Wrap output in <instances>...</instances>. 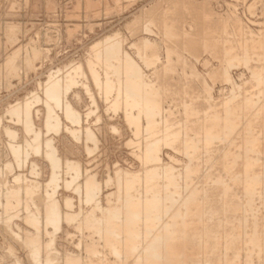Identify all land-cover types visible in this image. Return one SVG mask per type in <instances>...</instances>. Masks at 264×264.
Here are the masks:
<instances>
[{"label": "rangeland", "instance_id": "rangeland-1", "mask_svg": "<svg viewBox=\"0 0 264 264\" xmlns=\"http://www.w3.org/2000/svg\"><path fill=\"white\" fill-rule=\"evenodd\" d=\"M5 35L12 56L0 65V264H264V0H0V42ZM183 188L197 200L183 205ZM165 224L177 231L167 248ZM150 225L168 235H152ZM147 227L149 243L161 237V252L149 244L158 259L141 241ZM183 233L201 237L193 246Z\"/></svg>", "mask_w": 264, "mask_h": 264}, {"label": "bare ground", "instance_id": "bare-ground-1", "mask_svg": "<svg viewBox=\"0 0 264 264\" xmlns=\"http://www.w3.org/2000/svg\"><path fill=\"white\" fill-rule=\"evenodd\" d=\"M187 45H188V44H187ZM250 46H251V45H250ZM252 46H253V45H252ZM252 46H251V47H252ZM258 49H259V48H258ZM257 56H258V55H257ZM227 59H228V58H227ZM247 61H248V60H247ZM260 61H261V60H260ZM126 62H127V61H126ZM108 66H109V65H108ZM261 69H262V68H261ZM223 70H224V69H223ZM60 78H61V77H60ZM252 79H253V78H252ZM56 82H57V81H56ZM141 82H142V81H141ZM130 83H131V82H130ZM256 83H257V82H256ZM58 86H59V85H58ZM62 86H63V85H62ZM258 87H259V86H258ZM63 88H64V86H63ZM137 88H138V87H137ZM134 93H135V92H134ZM143 100H144V99H143ZM255 101H256V100H255ZM240 103H241V102H240ZM242 103H243V102H242ZM236 104H237V103H236ZM256 104H257V103H256ZM29 105H30V104H29ZM20 106H21V105H20ZM20 106H19V107H20ZM23 106H26V104L23 105ZM239 106H240V105H239ZM67 107H68V106H67ZM150 107H151V106H150ZM15 108H16V107H15ZM17 108H18V106H17ZM64 108H65V107H64ZM254 108H255V107H254ZM258 108H259V107H258ZM66 109H67V108H66ZM66 109H65V110H66ZM256 109H257V108H256ZM259 109H260V108H259ZM18 110H19V108H18ZM70 110H71V109H70ZM70 110H69V111H70ZM252 110H253V109H252ZM260 110H261V109H260ZM260 110H259V111H260ZM23 111H24V110H23ZM25 111H27V110L25 109ZM25 111H24V112H25ZM66 111H67V110H66ZM192 111H195V109H193ZM20 112H21V111H20ZM24 112H23V113H24ZM201 112H202V111H201ZM262 112H263V111H262ZM17 113H18V112H16V114H17ZM25 113H26V112H25ZM194 113H195V112H194ZM259 113H260V112H258V114H259ZM70 114H71V113H70ZM73 114H74V113H73ZM28 115H29V114H28ZM259 115H260V114H259ZM73 116H74V115H73ZM256 116H257V115H256ZM257 117H258V116H257ZM262 117H263V116H262ZM213 118H214V117H213ZM218 118H219V117H218ZM253 118H254V117H253ZM16 119H17V118H16ZM27 119H28V118H27ZM27 119H26V121H27ZM72 119H74V118H72ZM232 119H233V118H232ZM28 120H29V119H28ZM55 120H56V119H55ZM75 120H76V119H75ZM243 120H244V119H243ZM18 121H19V120H18ZM24 121H25V120H24ZM77 121H78V120H77ZM210 122H212V121H210ZM50 124H51V123H50ZM28 125H29V124H28ZM30 125H31V124H30ZM30 125H29V126H30ZM25 126H26V125H25ZM47 126H49V125L47 124ZM50 126H51V125H50ZM216 126H217V125H216ZM45 127H46V126H45ZM27 130H28V129H27ZM211 130H212V129H211ZM213 130H214V129H213ZM255 131H256V130H255ZM91 132H92V131H91ZM30 133H31V132H30ZM231 133H232V132H231ZM34 134H35V133H34ZM89 134H90V133H89ZM225 135H226V134H225ZM89 136H90V135H89ZM89 136H88V137H89ZM139 136H140V135H139ZM195 136H196V135H195ZM223 136H224V135H223ZM91 137H92V136H91ZM86 138H87V137H86ZM93 139H96V138H93ZM156 140H157V139H156ZM93 141H95V140H93ZM51 142H52V141H51ZM250 143H252V142H250ZM39 145H40V144H39ZM46 145H47V144H46ZM51 145H52V144H51ZM150 145H151V142H150ZM12 146H13V145H12ZM190 146H191V145H190ZM256 146H257V145H256ZM47 147H48V146H47ZM152 147H154V146H152ZM19 149H20V148H19ZM52 149H53V148H52ZM153 149H154V148H153ZM39 150H40V148H39ZM53 150H54V149H53ZM89 150H90V149H89ZM147 150H148V148H147ZM150 150L152 151V148H151ZM244 150H245V149H244ZM55 152H56V151H55ZM152 152H153V151H152ZM154 152H155V151H154ZM228 152H229V151H228ZM147 153H148V152H147ZM183 154H184V153H183ZM223 154H224V153H223ZM54 155H55V154H54ZM245 155H247V154H245ZM47 156H49V155H47ZM50 156H51V154H50ZM150 157L153 158V157H152V154L150 155ZM156 157H157V156H156ZM156 157H155V158H156ZM242 157H243V156H242ZM247 157L250 159L252 156L249 157V156L247 155ZM221 158H222V157H221ZM253 158H254V157H253ZM53 159H54V158H53ZM148 159H149V158H148ZM156 159H157V158H156ZM222 159H223V158H222ZM233 159H234V158H233ZM236 159H237V158H236ZM246 159H247V158H246ZM244 160H245V158H244ZM247 160H248V159H247ZM235 161H236V160H235ZM237 161H238V160H237ZM258 161H259V160H258ZM59 162H60V160H59ZM233 162H234V161H233ZM246 162H247V161H246ZM256 162H257V160H256ZM21 163H22V161H21ZM55 163H56V162H55ZM229 163H230V162H229ZM235 163H236V162H235ZM238 163H239V162H238ZM241 163H242V162H241ZM241 163H240V165H241ZM243 163H245V162L243 161ZM252 163H254V162H252ZM32 164H33V163H32ZM58 164H59V163H58ZM72 164H73V163H72ZM76 164H77V163H76ZM226 164H227V162H226ZM250 164H251V163H250ZM156 165H157V164H156ZM189 165H190V164H189ZM227 165H228V167H229V164H227ZM227 165H226V167H227ZM234 165H235V164H234ZM234 165L232 166V168H231V166H230V168H227V169H232V170H233V168H237V167L241 168V167H240L239 165H237V164H236L237 166H235V167H234ZM248 165H249V161H248L246 167H247ZM253 165H254V164H253ZM253 165H251V166H253ZM256 165H257V164H256ZM36 166H37V165H36ZM163 166H164V165H163ZM244 166H245V165H244ZM158 167H159V165H158ZM160 167H161V166H160ZM248 167H249V166H248ZM255 167H256V166H255ZM255 167H254V168H255ZM260 167H261V165H260ZM58 168H59V167H58ZM73 168H74V167H73ZM151 168H152V167H151ZM161 168H163V167H161ZM192 168H194V166H193ZM243 168H244V167H243ZM68 169H70V168H68ZM154 169H155V167H154ZM158 169H159V168H158ZM246 169L248 170L249 168H246ZM250 169H252V168H250ZM256 169H257V168H256ZM74 170H75V169H74ZM80 170H81V168H80ZM156 170H157V169H156ZM166 170H167V169H166ZM187 170H188V169H187ZM239 170H240V169H239ZM157 171H158V170H157ZM193 171H194V170H193ZM193 171H192V173H193ZM236 171H238V170H236ZM240 171H242V170H240ZM240 171H239V172H240ZM249 171H250V170H249ZM249 171H248V172H249ZM74 172H75V171H74ZM140 172H141V171H140ZM187 172H188V171H187ZM187 172H186V173H187ZM206 172H207V171H206ZM227 172L231 173L230 170L227 171ZM243 172H244V171H243ZM245 172L247 173V171H245ZM256 172H259V171L256 170ZM130 173H131V172H130ZM147 173H148V171H147ZM189 173H190V171H189ZM210 173H211V172H210ZM235 173H236V172H235ZM250 173H251V171H250ZM254 173H255V172H254ZM263 173H264V171H263ZM128 174H129V173H128ZM148 174H149V173H148ZM153 174L156 175L155 173H153ZM168 174H169V173H168ZM194 174H195V173H194ZM198 174H199V173H198ZM211 174H212V173H211ZM226 174H228V173H226ZM226 174H225V175H226ZM240 174H241V173H239V176H241V175L244 174V173H242L241 175H240ZM247 174H248V173H247ZM255 174H256V173H255ZM255 174H254V175H255ZM261 174H262V173H261ZM57 175H58V174H57ZM57 175H56V176H57ZM76 175H77V174H76ZM79 175H80V174H79ZM126 175H127V174H126ZM170 175H171V173H170ZM212 175H213V174H212ZM219 175H220V174H219ZM230 175L235 176V175H234V170L232 171V174H230ZM230 175H229V176H230ZM237 175H238V174H237ZM254 175H253V177H255ZM262 175H263V174H262ZM262 175H259V176H262ZM74 176H75V175H74ZM148 176H149V175H148ZM148 176H146V177L148 178ZM168 176H169V175H168ZM172 176H173V175H172ZM178 176H179V175H178ZM192 176H193V175H192ZM205 176H206V175H205ZM209 176H210V174H209ZM227 176H228V175H227ZM239 176H238V177H239ZM242 176H243V175H242ZM249 176H250V175H249ZM257 176H258V175H257ZM19 177H20V176H19ZM75 177H76V176H75ZM170 177H171V176H170ZM215 177H216V176H215ZM220 177H221V176H220ZM250 177H252V176H250ZM136 178H137V177H136ZM168 178H169V177H168ZM173 178H174V176H173ZM177 178H180V177H177ZM186 178H189V177H186ZM191 178H192V177H191ZM223 178H224V177H223ZM244 178H245V177H244ZM244 178L242 177V179H241V177H240L241 182H242V180H243ZM263 178H264V177H263ZM74 179H75V178H74ZM74 179H73V180H74ZM89 179H91V178H89ZM93 179H96V178H93ZM180 179H181V178H180ZM180 179H179L178 181H181ZM189 179H190V178H189ZM194 179H195V178H194ZM217 179H218V178H217ZM220 179L223 180L222 177H221ZM230 179H231V178H230ZM234 179H235V181H233ZM234 179L232 178V182L235 183L237 179H236V177H235ZM246 179H247V178H246ZM249 179H250V178H249ZM252 179H253V178H252ZM87 180H88V179H87ZM127 180H128V179H127ZM154 180H155V179H154ZM166 180H167V179H166ZM173 180H174V179H173ZM207 180H208V179H207ZM224 180H225V179H224ZM247 180H248V179H247ZM247 180H246V181H247ZM263 180H264V179H263ZM263 180H261V181L263 182ZM75 181H76V180H75ZM94 181H96V180H94ZM143 181H144V180H143ZM168 181H169V180H168ZM191 181H192V180H191ZM208 181H209V180H208ZM69 182H70V181H69ZM130 182H131V180H130ZM185 182H186V181H185ZM248 182H249V181H248ZM248 182H247V183H248ZM250 182L252 183V181H250ZM262 182H261V183H262ZM87 183H88V182H86V184H87ZM128 183H129V180H128ZM134 183H136V181H135ZM204 183H205V182H204ZM217 183H218V182H217ZM221 183H222V182H221ZM242 183H243V182H242ZM242 183H241V184H242ZM251 183H250V184H251ZM170 184H171V183H170ZM170 184H169V185H170ZM189 184H190V183H189ZM191 184H192V182H191ZM225 184H227L226 181H225ZM230 184H231V183H230ZM236 184H238V183H236ZM241 184H240V185H241ZM243 184H244V183H243ZM250 184L248 183V185H250ZM90 185H91V184H90ZM93 185H94V184H93ZM93 185L91 186V187H92L91 189H93V187H94ZM137 185H138V184H137ZM179 185H180V184H179ZM185 185H187V183H186ZM185 185H184V187H185ZM193 185H194V184H193ZM193 185H192V186H193ZM205 185H206V184H205ZM220 185H221V184H220ZM227 185L230 186L229 184H227ZM232 185H234V184L232 183ZM256 185H257V184H256ZM190 186H191V185H190ZM209 186H210V185H209ZM218 186H219V185H218ZM228 186H226V187H228ZM234 186H235V185H234ZM234 186H232V187H234ZM237 186H239V185H237ZM245 186H246V185H245ZM89 187H90V186H89ZM147 187H148V185H147ZM187 187H189V185H188ZM187 187H185V188L187 189ZM203 187H204V186H203ZM203 187H202V189H203ZM230 187H231V186H230ZM230 187H229V188H230ZM235 187H236V186H235ZM235 187H234V188H235ZM239 187H241V186H239ZM255 187H256V186H255ZM76 188H77V187H76ZM148 188H149V187H148ZM180 188H181V187H180ZM185 188H183V191L186 190ZM190 188H191V187H190ZM190 188H188V189H190ZM198 188H199V187H198ZM206 188H208V187H206ZM212 188H213V187H212ZM221 188H222V187H221ZM234 188H233V189H234ZM262 188H263V186H262ZM85 189H86V188H85ZM184 189H185V190H184ZM188 189H187V190H188ZM213 189H214V188H213ZM216 189H217V188H216ZM241 189H242V188H241ZM252 189H253V188H252ZM260 189H261V188H260ZM94 190H95V189H94ZM94 190H93V191H94ZM176 190H177V189H176ZM194 190H195V192H197L196 189H194ZM219 190H220V189H219ZM222 190H223V189H222ZM238 190H239V189H238ZM180 191H181V189H180ZM180 191H179V192H180ZM203 191H204V190H203ZM212 191H213V190H212ZM235 191H237L236 188H235ZM240 191H242V190H240ZM246 191H247V189H246ZM249 191H251V190L249 189ZM252 191H256V190H252ZM257 191H258V190H257ZM260 191H261V190H260ZM167 192H168V191H167ZM177 192H178V191H177ZM31 193H32V192H31ZM162 193H163V192H162ZM181 193H182V192H181ZM188 193H189V191H188ZM191 193H192V192H191ZM193 193H194V192H193ZM217 193H218V192H217ZM227 193H228V192H227ZM238 193H239V191H238ZM242 193H244V192H242ZM258 193H259V192H257L256 194H258ZM261 193H262V192H261ZM87 194H88V193H87ZM165 194L167 195V194H169V193H166V192H165ZM165 194H163V195H165ZM171 194H172V193H171ZM183 194H184V193H183ZM183 194H182V195H183ZM185 194H186V191H185ZM185 194H184V195H185ZM194 194H195V193H194ZM194 194H193V196H194ZM197 194H198V193H197ZM208 194H209V193H208ZM235 194H237V193H235ZM259 194H260V193H259ZM263 194H264V188H263ZM163 195H161L162 198L160 197V200L162 199V202L164 201V199H163L164 196H163ZM166 195H165V196H166ZM172 195H173V194H172ZM172 195H171V196H172ZM179 195H180V194H179ZM179 195H178V196H179ZM187 195H188V197H189L188 199H187V197H186ZM189 195H190V194H186L185 197L182 196V198H183V200H182V201H183V205H184V201H185L184 198L186 199V204H188V202L190 203V202H192V201H195V200H190V201H188L189 199H194V198H195V199L197 200V198H198V196H199V195H198L197 198H196V197H194V198H190L191 195H190V196H189ZM225 195H226V194H225ZM225 195H224V196H225ZM227 195H228V194H227ZM229 195H230V194H229ZM231 195H232V193H231ZM231 195H230V196H231ZM254 195H255V192H254ZM143 196H144V195H143ZM173 196H175V195H173ZM193 196H191V197H193ZM195 196H196V195H195ZM214 196H215V195H214ZM224 196H223V198H224ZM233 196H234V195H233ZM237 196L239 197L238 194H237ZM237 196H236V197H237ZM257 196H258V195H257ZM263 196H264V195H263ZM151 197H152V196H151ZM167 197H169V196H167ZM175 197H176V196H175ZM179 197H181V196H179ZM207 197H208V196H207ZM217 197H218V195H217ZM238 197H237V198H238ZM246 197H247V195H246ZM248 197H250V192H249V196H248ZM118 198H119V197H118ZM124 198H125V197H124ZM164 198H165V197H164ZM209 198H210V197H209ZM225 198H226V196H225ZM243 198H245V197L243 196ZM257 198H258V197H257ZM257 198H256V199H257ZM263 198H264V197H263ZM116 199H117V198H116ZM119 199H120V198H119ZM135 199H136V198H135ZM139 199H140V198H139ZM141 199H142V198H141ZM148 199H150V196H149ZM152 199L157 200V199H155V196H153ZM152 199H150V201L153 202ZM166 199H168V198H166ZM171 199H173V197H172ZM171 199H170V200H171ZM174 199H175V198H174ZM179 199H180V198H176L177 201H181V199H180V200H179ZM212 199H213V198H212ZM218 199H219V198H218ZM232 199H233V197H232ZM234 199H235V201H236V198H234ZM238 199L240 200L241 198L239 197ZM246 199H247V198H245V202H246ZM249 199H250V198H249ZM261 199H262V197L260 198V200H261ZM160 200H159V201H160ZM176 200H175V202H176ZM198 200H200V198H199ZM201 200H202V199H201ZM239 200H238V201H239ZM243 200H244V199H243ZM243 200H241V201L244 203ZM254 200H255V199H254ZM131 201H132V200H131ZM139 201H140V200H139ZM148 201H149V200H148ZM159 201H158V202H159ZM165 201H166V200H165ZM168 201H169V200H168ZM171 201H172V200H171ZM171 201H170V202H171ZM187 201H188V202H187ZM233 201H234V200H233ZM235 201H234V202H235ZM241 201H240V202H241ZM248 201H249V200H248ZM252 201H253V200H252ZM252 201H251V202H252ZM69 202H70V201H69ZM129 202H130V201H128V203L126 204V205H128V207H129ZM137 202H138V201H137ZM152 202H151V203H152ZM154 202H155V201H154ZM154 202L152 203V205H154ZM156 202H157V201H156ZM197 202H199V201H197ZM197 202H196V203H197ZM240 202H239V203H240ZM263 202H264V199H263ZM142 203H143V202H142ZM163 203H165V202H163ZM163 203H161V204H163ZM180 203H181V202H180ZM196 203H195V204H196ZM199 203H200V202H199ZM231 203H232V201H231ZM243 203H242V204H243ZM253 203H254V202H253ZM261 203H262V202H261ZM58 204H59V203H58ZM122 204H123V203H122ZM131 204H132V203H131ZM138 204H140V202H139ZM138 204H137V205H138ZM149 204H150V202H149ZM155 204H156V203H155ZM159 204H160V203H158L157 205L159 206ZM161 204H160V205H161ZM167 204H168V203H167ZM177 204H178V203H177ZM215 204H216V203H215ZM219 204H220V203H219ZM225 204L227 205V203H224V205H222V207H223V206L225 207ZM237 204H238V203H237ZM244 204H245V203H244ZM124 205H125V204H124ZM133 205H134V202H133ZM135 205H136V204H135ZM135 205H134V206H135ZM141 205H142V206H141ZM165 205H166V204H165ZM183 205H181V206H183ZM189 205H191L190 207L192 208V205H193V204L191 203V204H189ZM200 205H201V204H200ZM200 205H199V206H200ZM234 205H235V203H234ZM246 205H247V204H246ZM252 205H253V204H252ZM252 205H251V206H252ZM134 206H133V207H134ZM140 206H141L142 209H144L143 204H140ZM147 206H148V203H147ZM150 206H151V205H150ZM162 206H163V205H162ZM166 206H167V205H166ZM171 206L173 207V201H172V205H171ZM186 206H187V205H186ZM186 206H184V207L187 209ZM196 206H197V204H196ZM214 206L216 207V205H214ZM241 206H242V205H241ZM243 206H244V205H243ZM263 206H264V205H263ZM135 207H136V206H135ZM135 207H134V208H135ZM159 207H160V206H159ZM172 207H170V210H171ZM178 207H179V206H178ZM184 207H183V208H184ZM188 207H189V206H188ZM190 207H189V212H190V209H191ZM197 207H198V206H197ZM197 207H196V208H197ZM219 207H220V206H219ZM224 207H223V208H224ZM248 207H249V206H248ZM130 208H131V205H130ZM137 208H138V207H137ZM141 208H140V210H141ZM145 208H146V207H145ZM148 208H149V206H148ZM148 208H146L147 211H148ZM153 208H154V206H153L152 208L150 207L149 210H151V209H153ZM156 208H157V206H156ZM156 208H154V210H155ZM163 208H164V207H163ZM185 208H184L183 211L186 210ZM196 208L194 207L193 209L195 210ZM200 208H201V207H200ZM238 208L240 209V207H238ZM54 209H57V206H55ZM113 209H114V208H113ZM131 209H132V208H131ZM131 209H130V210H131ZM164 209H166V207H165ZM197 209H198V208H197ZM225 209H226V208H225ZM242 209H243V208H242ZM58 210H59V209H58ZM127 210H128V209H127ZM136 210H137V209H136ZM138 210H139V209H138ZM140 210H139V211H140ZM166 210L169 211V208L167 207ZM191 210H192V209H191ZM198 210H199V209H198ZM244 210H245V209H244ZM248 210H249V209H248ZM114 211H115V210H114ZM132 211H133V209H132ZM144 211H145V210H144ZM144 211H143V212H144ZM147 211H145V212H147ZM151 211H152V210H151ZM181 211H182V210H181ZM186 211L188 212V210H186ZM210 211H211V210H210ZM218 211H219V210H218ZM233 211H234V210H233ZM233 211H232V213H233ZM238 211H239V210L237 209V212H238ZM240 211H241V209H240ZM56 212H58V211L55 210V212H54L55 215H57ZM108 212H109V211H108ZM108 212H107V213H108ZM127 212H128V211H127ZM133 212H134V211H133ZM140 212H142V211H140ZM140 212H139V213H140ZM149 212H150V211H149ZM153 212H154V211H153ZM158 212H159V211H158ZM163 212H164V214L167 213V211L165 212L164 210H163ZM208 212H209V211H208ZM228 212H229V211H228ZM112 213H113V212L111 211V216H110V217L113 216ZM150 213H151V212H150ZM155 213H156V212H155ZM159 213H161V212H159ZM168 213H170V212H168ZM176 213H177V212H176ZM176 213H175V216L178 214V213H177V214H176ZM182 213H184V212H182ZM185 213H186V212H185ZM190 213H191V212H190ZM190 213H189V214H190ZM205 213H206V212H205ZM205 213H203V214H205ZM232 213H231V214H232ZM234 213H235V212H234ZM234 213H233V214H234ZM243 213H244V212H243ZM129 214H131V211H130ZM133 214H134V213H133ZM133 214H132V215H133ZM135 214H136V213H135ZM145 214L148 215V213H145ZM151 214H152V213H151ZM151 214H150L149 216H151ZM179 214L181 215L180 212H179ZM195 214H196V213H195ZM199 214H201V213H199ZM222 214L224 215V212H223ZM227 214H228V213H227ZM227 214H226V218H227ZM236 214H238V213H236ZM55 215H54V216H55ZM109 215H110V214H109ZM136 215H137V214H136ZM162 215H163V214H162ZM166 215H167V214H166ZM183 215H184V214H183ZM190 215H191V214H190ZM190 215H189V218H190ZM34 216H35V215H34ZM52 216H53V215H52ZM59 216H60V215H59ZM140 216H141V214H140ZM142 216L144 217L143 214H142ZM149 216H148V217L145 216V217H146V218H151V217H152V216H151V217H149ZM158 216H159V215H158ZM158 216H157V218H155L156 215H155V217H154V215H153V217H154L155 219H158ZM163 216H164V215H163ZM163 216H161L160 218L162 219V218H165V217H166V216H164V217H163ZM171 216H172V215L170 214V218H171ZM201 216H202V215H201ZM201 216H200V217H201ZM218 216H219V215H218ZM238 216H239V214H238ZM240 216H243V214L240 213ZM68 217H69V216H68ZM108 217H109V216H108ZM130 217H131V215H130ZM132 217H133V216H132ZM132 217H131V219H132V220H135V222H138V221H136V219L138 220V218H140V217H138V216H136V217H138V218H136V219H135V218H132ZM143 217H142V219H143ZM181 217H182V216H181ZM183 217H184V216H183ZM186 217H188V216H187V213H186V215H185V219H186ZM194 217H195V216H194ZM194 217H193V218H194ZM229 217H230V216H228V218H229ZM34 218H35V217H34ZM55 218H56V217H55ZM59 218H60V217H59ZM174 218H175V217H174V215H173V220H174ZM178 218H179V215H178ZM201 218H202V217H201ZM224 218H225V217H224ZM224 218H223V219H224ZM235 218H238V220H239V217H236V215H235ZM56 219H57V218H56ZM104 219H105V218H104ZM110 219H111V218H110ZM112 219H113V222H114L115 219H114L113 217H112ZM112 219L109 220V221H112ZM151 219H152V218H151ZM207 219H208V218H207ZM223 219H222V220H223ZM53 220H54V219H53ZM61 220H62V219H61ZM122 220H123V219H122ZM132 220H131V222H129L130 224L134 222V221L132 222ZM152 220H154V219H152ZM158 220H159V219H158ZM175 220H177V219L175 218ZM182 220H184V219L182 218ZM186 220H187V219H186ZM201 220H202V219H201ZM219 220L221 221V219H219ZM226 220L228 221V219H226ZM241 220H242V219H241ZM241 220H239V223H240ZM243 220H244V219H243ZM243 220H242V221H243ZM36 221H37V220H36ZM47 221H48V220H47ZM109 221H108V222H109ZM140 221H141V220H140ZM235 221H236V220H235ZM56 222H57V221H56ZM56 222H55V223H56ZM100 222H101V221H100ZM100 222H99V223H100ZM122 222H123V221H122ZM143 222H144V221H143ZM153 222H154V221H153ZM174 222H175V221H174ZM174 222H173V223H174ZM184 222H185V221H184ZM184 222L182 221L183 224H184ZM196 222H197V221H196ZM198 222L200 223V221H198ZM218 222H219V221H218ZM218 222H217V223H218ZM222 222H223V221H222ZM222 222H221V223H222ZM52 223H53V222H52ZM55 223H54V224H55ZM103 223H104V222L100 223V225H101V224L103 225ZM109 223H111V222H109ZM123 223H124V222H123ZM157 223H158V222H157ZM165 223L168 224V222H165ZM180 223H181V221H180ZM190 223H191V222H190ZM193 223H194V221L192 222V225H193ZM224 223H226L225 220H224ZM227 223H228V222H227ZM231 223H232V221H231ZM244 223H245V222H244ZM130 224H128V226H129ZM133 224H134V223H133ZM143 224H144V223H143ZM147 224H148V223H147ZM155 224H156V223H155ZM158 224H159V223H158ZM186 224H187V222H186ZM201 224H202V223H201ZM219 224H220V222H219ZM234 224H235V223H234ZM245 224H246V223H245ZM247 224H248V223H247ZM37 225H39V224H37ZM56 225H57V224H56ZM102 225H101V226H102ZM135 225H137V224H135ZM156 225H157V224H156ZM162 225H163V224H162ZM165 225H166V224H165ZM174 225H175V224H174ZM174 225H173V227H174ZM188 225H189V223H188ZM214 225H217V224L214 223ZM221 225H223V223H222ZM226 225H227V224H226ZM236 225L238 226V224H235V226H236ZM239 225H240V224H239ZM241 225H244L243 222H242ZM253 225H256V224H253ZM98 226H99V225H98ZM110 226H111V225H110ZM110 226H109V227H110ZM133 226H134V225H130L129 227H132V228H133ZM144 226H145V225H144ZM163 226H164V225H163ZM171 226H172V222H171ZM176 226H177V223H176ZM185 226H186V225H185ZM185 226H184V227H185ZM198 226H200V224L198 225V223H197V226H196V227L198 228ZM224 226H225V225H224ZM224 226H223V228H222V227H221V228H222L223 230L226 229V231H227V227H228V229H229V226H225V228H224ZM246 226H248V225H246ZM246 226H244V227H246ZM103 227H105V226H103ZM106 227H107V226H106ZM106 227H105L104 230L107 231ZM112 227H114V228H112ZM112 227L109 228V229H110V230H111V229H114L113 231H112V230H111V231H112V232H114V231L116 232L115 226H112ZM129 227H128V228H129ZM150 227H151V228L147 227V229L144 228V230L142 231L143 234H142L141 232H140V234L144 235V234H145L144 231H145V232H146V230L148 231V228H149L150 231H148V232L151 233V234L153 235L152 232H156V231H151L152 226L150 225ZM153 227H154V224H153ZM157 227H158V226H157ZM157 227L155 226V228H153V229H157ZM169 227H170V223H169ZM184 227H182V228L184 229ZM190 227H191V226H190ZM208 227L211 228V226H208ZM212 227L214 228V226H212ZM232 227H233V225H232ZM238 227H240L241 229H243L241 226H238ZM248 227H249V226H248ZM248 227H247V229H248ZM258 227H259V226H258ZM258 227H257V231H258L259 228H260V227H259V228H258ZM262 227H263V226H262ZM99 228H100V229H99ZM101 228H102V227H98V231H99V232H101V231H100ZM135 228H136V227H135ZM161 228H162V227H161ZM166 228H168L167 225H166V227H164V230H165ZM187 228H188V226H187ZM197 228H196V229H197ZM205 228H206V227H205ZM221 228H218V227H217V230L220 229L219 232H221V230H222ZM230 228H231V227H230ZM234 228H235V227H234ZM253 228H254V227H253ZM109 229H108V232H109ZM129 229H130V231H132L131 228H129ZM153 229H152V230H153ZM183 229H182V230H183ZM193 229H194V228H193ZM198 229H200V228H198ZM215 229H216V227H215ZM235 229H236V228H235ZM235 229H234V230H231V231H236ZM251 229H252V227H250V230H251ZM263 229H264V228H263ZM263 229H262V230H263ZM119 230H120V229H119ZM127 230H128V229H127ZM127 230H126V232H127ZM133 230H134V228H133ZM140 230H141V229H140ZM160 230H161V229H160ZM166 230H167V229H166ZM166 230H165V231H166ZM168 230H169V229H168ZM168 230H167V231H168ZM170 230L172 231V228H170ZM175 230H176V228H175ZM206 230H207V229H206ZM208 230H210V229L208 228ZM217 230H214V231L210 230L209 233L212 231V234H213V232H214V234H215L214 236H218V235H219V232H218V235H216L217 233H215ZM223 230H222V232H223ZM250 230H249V231H250ZM255 230H256V227H255ZM255 230L253 231L254 233H255ZM106 231H105V233H106ZM111 231H110V234L108 233L109 236L111 235ZM121 231H122V230H121ZM130 231H128V232L130 233ZM135 231H136V229H135ZM135 231H132L133 234L135 233ZM157 231H158V229H157ZM167 231H166V233L169 232V231H168V232H167ZM183 231H184V230H183ZM187 231H188V230H186V232H187ZM197 231H198V230H197ZM203 231H205V230H201V232H203ZM257 231H256V232H257ZM115 232H114V233H115ZM122 232H123V231H122ZM124 232H125V231H124ZM128 232H127V233H128ZM138 232H139V231H137V233H138ZM160 232H161V231H160ZM162 232L164 233V231H162ZM176 232H177V231H176ZM176 232L173 231V234H171V232H170V234H171L172 236H174V234H177ZM190 232H192V230H190ZM195 232H196V230H195ZM201 232H200V230H199V233H201ZM228 232H229V230H228ZM239 232H240V231H239ZM244 232H246V230L243 231V233H244ZM250 232H252V230H251ZM250 232L247 231L248 234H249ZM261 232H262V231H261ZM263 232H264V231H263ZM101 233H102V232H101ZM146 233H147V232H146ZM156 233L158 234L159 231L156 232ZM181 233H182V232H180V234H181ZM187 233H189V232H187ZM203 233H204V232H203ZM223 233H224V232H223ZM232 233H233V232H232ZM237 233H238V232H237ZM237 233H236V234H237ZM254 233H253V234L251 233L252 237H253V235H255ZM103 234H104V232H103ZM106 234H107V233H106ZM106 234H104L103 236H107ZM112 234H113V233H112ZM125 234H126V233H125ZM138 234H139V233H138ZM138 234H137V235H138ZM140 234H139V235H140ZM147 234H148V233H147ZM147 234H146V235H147ZM151 234H148L147 238H143L144 240H141L142 242L144 241V245H143V244H141V245H143V246L145 247V249H147V248L149 247V244H150L151 241H152V240H151L150 243H149L148 240H147L148 238L150 239V237L152 236ZM159 234H160V233H159ZM168 234H169V233H168ZM168 234H167V235H168ZM170 234H169L168 236L165 235V233H164L163 235L160 234V235L163 236V237H164V236H167L166 241H163V240L165 239V237H164V239H163V238H161L159 235L156 236V234H154V236H156V237L153 238V240L155 239V240H154L155 243L158 241L159 246H160V244H161V243H160L161 241H162V243L165 242V243H164L165 246H164V244H163V247H166V248H167L168 245L170 244L169 242H167V240H169L168 237L170 236ZM189 234H190V233H189ZM192 234H193V232H192ZM194 234H195V233H194ZM197 234H198V233H197ZM201 234H202V233H201ZM210 234H211V233H210ZM212 234H211V235H212ZM234 234H235V232H234ZM234 234H233V235H234ZM236 234H235L234 236H232V237H236ZM248 234H247V236H249ZM259 234H260V233H259ZM126 235H127V234H126ZM126 235H125V236H126ZM129 235H131V234H129ZM135 235H136V233H135ZM150 235H151V236H150ZM185 235H186V234H185ZM199 235H200V234H199ZM204 235H205V234H204ZM206 235L208 236L209 234H206ZM226 235H227V232H226ZM238 235H239V234H238ZM243 235H245V233H244ZM243 235H242V236H243ZM251 235H250V236H251ZM261 235H262V234H261ZM115 236H116V235H115ZM123 236H124V235H123ZM149 236H150V237H149ZM154 236H153V237H154ZM175 236H176V235H175ZM194 236L197 237L198 235H197V236L194 235ZM194 236H191V239L193 240V241H191V239L185 237V236H184V233H183V238L185 237V238L189 239L191 243H192V242H195V241H194V238H195ZM214 236H212V238H214ZM221 236H222V235L220 234V237H218V238H221ZM224 236H225V235H224ZM224 236H223V238H224ZM228 236H230V235H228ZM239 236H240V235H239ZM110 237H112V235H111ZM110 237H109V238L107 237V238H108V242H109V240H112V238H116V237H114V234H113V237H112L111 239H110ZM117 237H118V236H117ZM128 237H129V236H128ZM133 237H134V236H133ZM139 237L141 238V235H140ZM157 237H158V238H157ZM159 237L161 238L160 242H159ZM188 237H189V236H188ZM192 237H194V238H192ZM198 237H201V236H198ZM210 237H211V236H210ZM230 237H231V236H230ZM230 237H229V238H230ZM257 237H258V236H257ZM260 237H261V236H260ZM104 238H105V237H104ZM156 238L158 239L157 241H156ZM170 238H171V237H170ZM175 238H176V237H175ZM242 238H243V237H242ZM242 238H241V239H242ZM254 238H255V237H254ZM262 238H264V237H262ZM262 238H261V239H262ZM117 239H118V238H117ZM117 239H114L115 241H114V242L112 241V242H113V243H117V241H116ZM134 239H136V236H135ZM145 239L147 240L148 244H147V242H145ZM151 239H152V238H151ZM162 239H163V240H162ZM181 239H182V238H181ZM195 239H196V238H195ZM198 239H199V238H198ZM204 239H205V238H204ZM204 239H203V240H204ZM206 239H207V238H206ZM221 239H222V238H221ZM225 239H226V238H225ZM230 239H232V238H230ZM233 239H234V238H233ZM233 239H232V242H234ZM235 239H236V238H235ZM237 239H238L240 242H242V241L240 240V238H237ZM243 239H245V237H244ZM248 239H249V238H248ZM248 239L246 238V240H248ZM251 239H253V238H251ZM257 239H259V238H257ZM257 239H256V240H257ZM261 239H259V240H261ZM124 240H125V238H124ZM128 240H129V239H128ZM138 240H139V239H138ZM171 240H173V239H171ZM183 240H184V239H183ZM217 240H218V239H217ZM246 240H244V243H245ZM249 240H250V239H249ZM256 240L254 239L253 242H254V241L256 242ZM106 241H107V239H106ZM132 241H133V242H136V241L133 240V238L131 239V242H132ZM141 241H140V243H142ZM154 241H152V243H153ZM185 241H186V239H185ZM196 241H197V240H196ZM198 241H200V240H198ZM204 241H205V240H204ZM206 241H207V240H206ZM209 241H212L211 243L214 244V240L211 239V240H209ZM215 241H216V239H215ZM218 241L221 242L220 239H219ZM224 241H226V240H224ZM235 241L237 242V240H235ZM239 241H238V242H239ZM251 241H252V240H251ZM36 242H37V241H36ZM131 242H130V244H131L130 246L132 247V246L134 245V243H131ZM183 242H184V241H183ZM183 242H182V243H183ZM190 242H189L188 244H190ZM201 242H202V241H201ZM229 242H230V240H229ZM236 242H235V243H236ZM238 242H237V243H238ZM246 242H247V241H246ZM248 242H250V241H248ZM253 242H252V246L255 244V243L253 244ZM257 242H258V241H257ZM257 242H256V243H257ZM113 243L111 244V246L113 245ZM120 243H121V242H120ZM122 243H123V242H122ZM122 243H121V245L123 246ZM140 243H139V244H140ZM167 243H169V244H167ZM182 243H181V244H182ZM184 243H187V241L184 242ZM196 243H200V242H196ZM203 243H204V242H203ZM211 243L209 244V247H210ZM217 243H218V242H216L215 244H217ZM235 243H234V245H233L232 247L236 246V248H237L239 243L236 244V245H235ZM250 243H251V242H250ZM250 243H248V245H249ZM259 243H261V246H262V242L259 241ZM109 244H110V242H109ZM117 244H118V243H117ZM117 244H116V246H117ZM126 244H127V242H126ZM126 244H125V247H126ZM132 244H133V245H132ZM145 244L148 245L147 248H146ZM177 244H178V243H177ZM188 244H187V245H188ZM192 244H193V243H192ZM215 244H214V245H215ZM230 244H231V243H229V245H230ZM114 245H115V244H114ZM119 245H120V244H119ZM135 245H136V244H135ZM135 245H134L133 247H135ZM153 245H154V244H153ZM156 245H157V246H156ZM156 245H155L156 247L153 248V249H156V248L158 249V248H159V246H158L157 243H156ZM166 245H167V246H166ZM194 245H195V244H193V246H194ZM219 245H222V244H219ZM223 245H224V244H223ZM248 245H247V247H248ZM255 245H256V244H255ZM116 246H115L114 248H116ZM136 246H138V245H136ZM151 246H152V244H151ZM161 246H162V244H161ZM169 246H170V245H169ZM171 246H172V245H171ZM173 246H174V245H173ZM183 246H184V245H183ZM183 246H182V248H183ZM185 246H186V245H185ZM189 246H190V248H191V245H189ZM193 246H192V247H193ZM200 246H204V245L201 244ZM205 246H206V245H205ZM225 246H226V245H225ZM239 246H240V245H239ZM241 246H242V245H241ZM243 246H244V245H243ZM259 246H260V245H257V247H259ZM38 247H39V246H38ZM91 247H92V246H91ZM117 247H118V246H117ZM120 247H121V246H120ZM128 247H129V244H128L127 248H128ZM131 247H129V248H131ZM138 247H139V246H138ZM187 247H188V246H187ZM209 247H208V245H207V248H209ZM218 247H219V246H218ZM218 247H217V248H218ZM220 247H221V246H220ZM226 247H227V246H226ZM255 247H256V246H255ZM255 247L253 246V248H255ZM135 248H136V247H135ZM139 248H141V247H139ZM139 248H138L137 250H139ZM142 248H143V247H142ZM142 248H141L140 250H143ZM149 248H150V247H149ZM166 248H165V249H166ZM177 248H178V247H177ZM177 248H176V249H177ZM190 248L188 247L189 250H190ZM204 248H205V247H204ZM204 248H203V249H204ZM207 248H206V249H207ZM210 248H213V246L210 247ZM217 248L214 246L213 249L215 250V249H217ZM229 248H230V247H229ZM229 248H228V249H229ZM238 248H239V247H238ZM251 248H252V247H251ZM259 248H260V247H259ZM259 248H258V249H259ZM263 248H264V247H263ZM263 248H260V249H263ZM121 249H123V247H122ZM121 249H119V250L122 252ZM131 249H132V248H131ZM145 249H144V251H145ZM153 249H151V248L149 249L150 251H152V252H151V255H152V253L154 254V253L157 251V250H154V251H153ZM159 249H160V248H159ZM159 249H158V250H159ZM165 249L163 248V251H164ZM172 249H173V247H172ZM192 249L195 250L194 247H193ZM206 249H205V250H206ZM226 249H227V248H226ZM117 250H118V248H117ZM123 250H124V249H123ZM127 250H129V249H127ZM133 250H134V248H133ZM140 250H139V251H140ZM174 250H175V249H174ZM177 250H178V249H177ZM179 250H180V249H179ZM183 250H184V249H182V251H183ZM185 250H186V248H185ZM196 250H197V249H196ZM198 250H199V249H198ZM233 250H235V249L233 248ZM159 251H160V250H159ZM180 251H181V250H180ZM215 251H216V250H215ZM223 251H224V250H223ZM114 252H115V250H114ZM123 252H124V251H123ZM123 252H122V253H123ZM131 252H132V250H131ZM135 252H136V249H135ZM160 252H161V251H160ZM168 252H169V255L171 256V255H172V252H171V254H170V251H169V250H168ZM173 252H174V251H173ZM175 252H177V251L175 250ZM175 252H174V253H175ZM178 252H179V251H178ZM185 252H186V251H185ZM185 252H182V253H185ZM187 252H189V251H187ZM190 252H191V250H190ZM190 252H189V255H190ZM197 252H198V251H197ZM213 252H214V251H213ZM125 253H126V252H125ZM133 253H134V252H133ZM145 253H146V251H145ZM147 253L150 254V252H147ZM156 253H157V252H156ZM156 253H155L154 255H152V256L150 255V256L152 257L153 260H154V258L158 259V257H157L158 253H157V254H156ZM174 253H173V254H174ZM193 253H194V251H193ZM199 253H200V252H199ZM208 253H209V251H208ZM128 254H129V253H128ZM128 254H126V256H127ZM130 254H131V253H130ZM135 254H136V253H135ZM139 254H140V252H139ZM139 254H138V255H139ZM141 254H142V251H141ZM149 254H147L146 256L148 257ZM165 254L167 255V250H166V252H164V255H165ZM175 254H176V253H175ZM196 254H197V253H196ZM123 255H124V254H123ZM132 255H133V254H132ZM155 255H156V256H155ZM160 255H161V254H160ZM186 255H187V254H186ZM191 255H192V253H191ZM118 256H119V255H118ZM120 256H121V255H120ZM129 256H130V255H129ZM142 256H143V255H142ZM144 256H145V255H144ZM150 256H149V257H150ZM154 256H155V257H154ZM158 256H159V255H158ZM162 256H163V254H162ZM173 256H174V255H173ZM173 256H172V257H173ZM175 256H176V255H175ZM175 256H174V257H175ZM177 256H178V255H177ZM192 256H193V255H192ZM194 256H195L194 259H196V255H195V254H194ZM123 257H124V256H123ZM133 257H134V256H133ZM137 257H138V256H137ZM137 257H136V258H137ZM147 257H146V258L144 257V258L147 259ZM149 257H148V258H149ZM163 257H164V256H163ZM179 257H180V256H179ZM179 257H177V259H176V258H174V259L178 260ZM204 257H205V256H204ZM144 258L141 257V259H142L141 262L144 261ZM74 259H76V258H73V260H74ZM77 259H78V258H77ZM152 259H149V261H150L151 263L153 262V261H151ZM160 259H162V260L160 261ZM170 259H173V258L170 257ZM174 259H173V260H174ZM137 260H138V259H137ZM176 260H175V261H176ZM202 260H203V259H202ZM79 261H80V260H79ZM139 261H140V258H139ZM147 261H148V260H146V262H147ZM164 261H165V259H163V258H159V261H156V260H155V263H153V264H162V262H164ZM175 261H174V262H175ZM73 262H75V261H73ZM77 262H78V260H77ZM77 262L72 263V264H79V263H77ZM134 262H135V261H134ZM146 262H145V263L143 262V263L146 264ZM169 262H170V261H169ZM169 262H168V263H169ZM172 262H173V261H172ZM178 262H179V261H178ZM178 262H177V264H178ZM180 262H181V261H180ZM184 262H185V261H184ZM184 262H183V263H184ZM195 262H198V261L195 260ZM195 262H194V263H195ZM164 263L166 264L167 262H164ZM164 263H163V264H164ZM186 263H187V262H186ZM186 263H184V264H186ZM192 263H193V261H192ZM194 263H193V264H194ZM91 264H93V263H91ZM100 264H101V263H100ZM147 264H148V263H147ZM169 264H170V263H169ZM171 264H173V263H171ZM175 264H176V263H175ZM187 264H188V263H187ZM196 264H197V263H196Z\"/></svg>", "mask_w": 264, "mask_h": 264}, {"label": "crops", "instance_id": "crops-1", "mask_svg": "<svg viewBox=\"0 0 264 264\" xmlns=\"http://www.w3.org/2000/svg\"><path fill=\"white\" fill-rule=\"evenodd\" d=\"M2 21H4V20H2ZM1 21V22H2ZM6 21V20H5ZM21 23H22V25L24 26V23H26V20L24 19V20H22V21H20ZM3 23V22H2ZM6 23V22H5ZM2 38V41L0 42V44H5V47L3 48V47H1L0 48V61H3V63L1 64L0 63V65H1V67H4L5 65H6V63H4L6 60H8V58L6 59V57H11L12 55H10V56H8V53L6 52L7 50H6V48L8 47L7 46V44H8V36L7 35H5V36H1Z\"/></svg>", "mask_w": 264, "mask_h": 264}]
</instances>
